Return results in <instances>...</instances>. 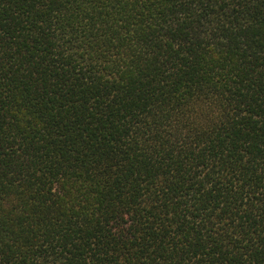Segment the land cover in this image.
Wrapping results in <instances>:
<instances>
[{"label":"trees","instance_id":"1","mask_svg":"<svg viewBox=\"0 0 264 264\" xmlns=\"http://www.w3.org/2000/svg\"><path fill=\"white\" fill-rule=\"evenodd\" d=\"M0 264H264V0H0Z\"/></svg>","mask_w":264,"mask_h":264}]
</instances>
